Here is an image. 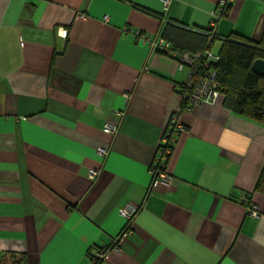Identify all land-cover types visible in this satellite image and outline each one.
Segmentation results:
<instances>
[{
    "label": "crops",
    "instance_id": "obj_1",
    "mask_svg": "<svg viewBox=\"0 0 264 264\" xmlns=\"http://www.w3.org/2000/svg\"><path fill=\"white\" fill-rule=\"evenodd\" d=\"M220 1L0 0V264H90L102 247L100 264H264V124L223 93L188 105L191 67L151 47L169 24L212 21L215 56L225 38L261 41L264 0L216 16ZM175 116L165 186L152 166Z\"/></svg>",
    "mask_w": 264,
    "mask_h": 264
},
{
    "label": "trees",
    "instance_id": "obj_2",
    "mask_svg": "<svg viewBox=\"0 0 264 264\" xmlns=\"http://www.w3.org/2000/svg\"><path fill=\"white\" fill-rule=\"evenodd\" d=\"M172 25L174 24L167 26L163 37L172 41L171 46H174L175 50L190 53L212 52L213 44L219 37L210 26L202 31L187 30ZM258 58L264 59V35L259 42L245 37L225 38L219 47L218 60L211 63L207 62L204 56L201 57L195 67L194 75L203 74L211 69L215 71L216 87L219 94L225 95L226 105L232 111L264 124V76L258 75L251 69L253 61ZM255 190L264 194V167ZM247 198L249 199V196ZM101 249L99 248L97 253L91 256V260L98 259L95 264L101 262L97 256ZM12 264H27L26 256L22 254L13 260Z\"/></svg>",
    "mask_w": 264,
    "mask_h": 264
},
{
    "label": "built area",
    "instance_id": "obj_3",
    "mask_svg": "<svg viewBox=\"0 0 264 264\" xmlns=\"http://www.w3.org/2000/svg\"><path fill=\"white\" fill-rule=\"evenodd\" d=\"M165 11L169 8L171 0H162ZM229 0H221L219 2V10L215 12L216 16H220L222 13H226L227 6L229 5ZM210 27L213 29L212 31L216 33V21H212ZM59 35L66 38L68 34V29L62 28L59 29ZM151 47L156 50L165 51L172 55V57L176 58L178 61L179 68H183L185 66H190L192 71L188 80L185 81L182 90V96L185 102L188 105L198 104L200 102H210L213 103L216 101L219 95V91L216 87L215 76L216 72L208 70L203 74H195V67L198 65V62L201 57H205L207 62H211L210 59L215 57L218 59V56H215L212 52L203 53L202 51H198L195 53H190L187 51H179L175 50L169 42H166L162 36H157L155 39L151 41ZM185 129L184 126L178 122L177 116L173 117L171 121V125L169 130L167 129L165 135L163 136V141L165 142V146L159 149V156L156 159L155 164L152 166V174L155 182H160L165 186H170L173 181L172 175L167 171V167L165 164V160L167 158L168 153L170 152V147L168 146L171 140H173L174 134L178 131ZM118 130V126L114 122H107L104 131L110 134L116 133ZM108 149L106 147L99 148V153L106 155L108 153ZM98 172L97 170L90 169L89 170V177L95 179ZM242 201L247 204L248 212L252 216H259L260 209L254 203L251 202L246 196L242 197ZM140 207L135 204H127L125 207L121 209V214L125 216L130 222L135 218L137 213L139 212ZM118 250L117 245L114 246ZM109 247H102L99 250L97 256L99 259L105 258L107 253L109 252ZM97 258H93L90 261V264H95Z\"/></svg>",
    "mask_w": 264,
    "mask_h": 264
},
{
    "label": "water",
    "instance_id": "obj_4",
    "mask_svg": "<svg viewBox=\"0 0 264 264\" xmlns=\"http://www.w3.org/2000/svg\"><path fill=\"white\" fill-rule=\"evenodd\" d=\"M251 69L258 75L264 76V59L258 58L254 60Z\"/></svg>",
    "mask_w": 264,
    "mask_h": 264
},
{
    "label": "rangeland",
    "instance_id": "obj_5",
    "mask_svg": "<svg viewBox=\"0 0 264 264\" xmlns=\"http://www.w3.org/2000/svg\"><path fill=\"white\" fill-rule=\"evenodd\" d=\"M217 47H218V44H216V46L213 49L216 51Z\"/></svg>",
    "mask_w": 264,
    "mask_h": 264
}]
</instances>
